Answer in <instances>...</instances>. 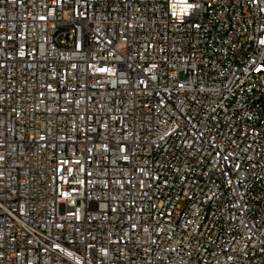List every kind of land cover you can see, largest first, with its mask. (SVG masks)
<instances>
[{
	"label": "built area",
	"instance_id": "2783aa9c",
	"mask_svg": "<svg viewBox=\"0 0 264 264\" xmlns=\"http://www.w3.org/2000/svg\"><path fill=\"white\" fill-rule=\"evenodd\" d=\"M0 264H264V0H0Z\"/></svg>",
	"mask_w": 264,
	"mask_h": 264
}]
</instances>
